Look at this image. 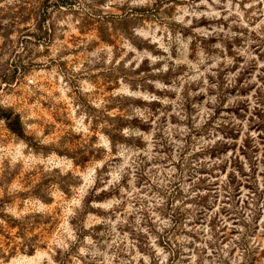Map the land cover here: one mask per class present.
Wrapping results in <instances>:
<instances>
[{
  "label": "rangeland",
  "instance_id": "rangeland-1",
  "mask_svg": "<svg viewBox=\"0 0 264 264\" xmlns=\"http://www.w3.org/2000/svg\"><path fill=\"white\" fill-rule=\"evenodd\" d=\"M0 232V264H264V0H0Z\"/></svg>",
  "mask_w": 264,
  "mask_h": 264
},
{
  "label": "trees",
  "instance_id": "trees-1",
  "mask_svg": "<svg viewBox=\"0 0 264 264\" xmlns=\"http://www.w3.org/2000/svg\"><path fill=\"white\" fill-rule=\"evenodd\" d=\"M10 228L11 227H14V226H9ZM23 230V229H22ZM0 235L1 236H4L5 237V242H4V246L2 247L0 245V258H5V259H8L10 258L13 254H15L17 252V250L19 249L20 244H15L14 242V238L11 237L10 235L8 234H5L4 233H1L0 232ZM26 243V242H24ZM24 247H28L29 248V244H22V248H21V251H26ZM26 252H30L32 253L33 252V249H29L28 251ZM6 254H8V256H6Z\"/></svg>",
  "mask_w": 264,
  "mask_h": 264
}]
</instances>
